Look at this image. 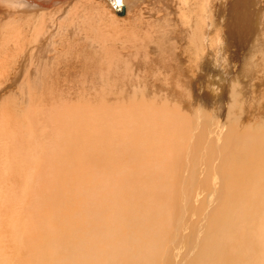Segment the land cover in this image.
Returning <instances> with one entry per match:
<instances>
[{
  "label": "bare ground",
  "instance_id": "obj_1",
  "mask_svg": "<svg viewBox=\"0 0 264 264\" xmlns=\"http://www.w3.org/2000/svg\"><path fill=\"white\" fill-rule=\"evenodd\" d=\"M70 1L0 0L1 86L5 84L2 82L3 79L9 81L13 78L11 75L12 73L18 74L20 71L21 73H27L24 71V67L27 63H30L31 65L29 66L33 67L31 73H27L30 77L33 75L36 81H44L45 77L46 80L51 82V85H59L61 80L56 79L57 72L61 68V58L65 56V47L68 48V46L62 44L64 43L65 36L72 31L71 26L73 27L74 23H78V21H80L85 15H88V17H91L92 14L101 15L99 17H94L99 20L98 27L100 28L95 31L101 34L104 28V21L101 23L100 17H103L102 15H105V13H113L115 3H125L127 11H130L131 13L132 10L138 7L144 0H85L80 6L76 7L77 14H68L66 9L62 10V13L60 12V14L55 12L56 15H53L52 13L50 16L51 12L50 14H48L49 12L47 13V10L53 6L52 4L56 5L55 2L67 3ZM172 1H174V4ZM263 2L264 0L169 1V5L172 6V11L170 12V8L168 11L167 8L166 13L170 12L171 14L173 11L176 15L179 13L177 21L181 24L182 30L185 34L189 33L195 38L196 45L191 44V47L189 48V52H192V54H186V57H184L185 54H182L181 57H177L180 58L179 61H181V66H179V69L181 70L180 73H187V70L190 71L188 69V62L195 64L196 70L200 69V72L196 71V74L198 76L197 80L203 89L199 90V92L195 91L198 94L200 93V96L198 95V97L196 93L195 95L198 99L195 102L193 99V107L195 110L193 117L189 118V114L186 116L179 111L172 112L168 108L170 113L165 114V117L161 121V125L159 124V121H157L158 119L149 123V119L146 115L150 113L148 112L150 107L147 108V106H140L138 103H133L134 97L146 92L143 85L132 88V95L131 93L127 95L126 93L128 90L123 86V88H121L116 85H108L109 92L105 93L106 100L115 101L116 97H118L117 99L120 100L121 104L117 106L111 104L108 105L104 109V116L102 120L100 119L101 121L99 120V117H93L92 115L90 124L93 133L96 135L97 131L99 129L101 130L99 131V136L96 138V141L91 135V157L94 158V150L98 149L103 150L106 154L105 149L111 142H114L109 148L111 152L112 149H117L118 151L121 150L120 152H123V148H125L124 145L126 146V144H128H125L123 140L130 138L134 147L140 146L143 150L146 148L143 153L144 160L149 158L148 160L150 161L160 155L162 156V159H160L161 162L159 164H155L154 162V164H151V162H149V165L148 162H145L148 170L147 178L144 177V171L138 169L139 173H137L138 175L140 174L141 177L140 182H137L139 185H134L129 179L127 180L129 175L127 176V171L123 168L117 167L118 169H121V171H116V173L119 172L122 174V177L118 178V180L122 179V181H116V175H111L107 179H103V175H101L100 185L97 186V176H94L93 184H95V186L91 188V197L93 201L92 211H106L104 201L107 197L112 201L113 206L117 203L118 209L113 210L116 215V220L114 221L116 223L113 225L110 221L109 224L107 222L103 226L102 224L104 221L102 222L101 217H99L98 220L92 219V226H94L92 236L88 234L86 237L76 236L77 233L75 227L78 226L77 222L72 224L68 221V218L73 216L75 212L70 214L63 211L65 215L64 218L62 211L35 210V215H33L31 219L28 217L29 211H27V217L23 225V232L18 237V233L14 231L15 239H19V242H24L23 245L19 246L21 247L22 254H24L26 264H139L141 261H145L147 264H154V255L159 252H164L163 257L165 254L169 253H172L177 257L182 255L184 257V260H180L182 264H187L189 258L199 259L198 264H264V206H262V203L264 202V134L258 136L249 134H245V136L243 134V137L239 135L240 128L237 130L234 127L236 124L232 126L231 124L228 125L225 123L223 120L227 117L224 112L226 113V107L228 106L224 105L225 102L209 103L210 101L208 102V98H206L208 94L204 91L208 87L207 85L210 83V79L212 78V81H214L213 79H215L216 73L213 71L214 73L211 74V69H209L208 74L210 77L208 79L201 77L205 70L203 65L210 61L208 57H212V59L213 57L215 58L210 61L211 63H215L216 60L217 63L225 65V62L228 61L227 56H230L233 58L232 63L235 62L234 66H236L237 69L243 68L244 70L247 67L248 59H253L251 56L254 55L255 57L256 52L258 53L259 51L264 50ZM92 11L95 12L92 13ZM44 14H48L49 17L46 18ZM174 14L172 13V16ZM124 23L126 25H132V22ZM223 23H225L224 30L221 29ZM86 25V28L88 27L87 33H90V30L97 27V24L95 25L93 22ZM135 27L138 28V26ZM137 31H139V28ZM129 38L130 31L127 33L126 40L128 41ZM110 43L115 45H120V43L124 44L119 38H113ZM241 47H244L241 53L237 52L238 48ZM27 50L31 51L29 56L27 55ZM68 50L69 49H67V52ZM57 52L58 56H56ZM69 53L72 55L73 52L70 51ZM52 54H55L56 59L51 60ZM183 59L186 60L182 61ZM249 71H253L252 68H250ZM246 72H248V70H245V73ZM168 73L169 72H166L165 74L163 73L164 75L160 76L165 83L168 81L166 78V74ZM183 73L180 74L181 77L186 75H183ZM204 75L206 76L207 74ZM173 80L174 79L170 77L169 81L173 83ZM184 80L181 78V82L178 84L182 86L181 84H183ZM255 81L258 82L257 80ZM247 83L249 84L250 82L248 81ZM25 84L26 83H23V85ZM232 84L233 83H231V85ZM23 91L20 90L17 93L18 96H25L26 92ZM230 91L231 94H238L239 92L235 85L232 89L230 88ZM185 104L183 105L186 107L185 110H187ZM210 111L214 113L211 114ZM65 113L66 114L60 113L53 118L54 138L53 150L50 157L45 158L46 151L44 150H37L33 156H30L28 152L25 153V155L21 154V158L24 157L25 163H27V160L30 167L28 172H26L28 173V180L30 182L31 180L32 182H42L47 179L46 181L49 185L47 184L48 187L44 186V189H46V193H48V191L50 192V196H56V191L60 188L61 191L59 190V193L65 192L70 188L69 186H64L63 188L60 186L62 182H66L67 185V180L72 181L71 176L75 168V164L73 163L75 157L71 155V152L75 148V140L73 139H76L78 136H74V121H76V114L74 115L73 111L69 109L65 110ZM186 113L187 112L185 111V114ZM124 114H127L134 119V125L131 126L148 127L151 132H146L144 129H141L140 133H137L136 128L127 125L126 116ZM150 115H154V117L156 116L154 113H151ZM238 115H242V113ZM111 117H114V120L110 123ZM0 123L1 125H4L6 121L4 122V119H2ZM22 123L24 125L23 133L17 132L18 136L21 137L27 135L30 137V131H32L30 127L32 123L30 120L28 122L22 121ZM240 124L241 123H239V125ZM160 126L161 130L158 131L160 129L158 127ZM245 132L247 131L245 130ZM109 135L119 139H113L110 142ZM141 135L144 136L143 139L139 138ZM16 138L18 137L15 136L14 139ZM8 140L5 139V141L9 142L10 140ZM75 142L77 143V140ZM11 143L12 142H10V144ZM20 143L23 144L24 148L27 146L28 142H26V136L25 139L23 137L20 138ZM22 144L18 145L22 146ZM41 144L39 145L40 147L46 145V143L43 146ZM83 144L84 142L82 145ZM37 145L38 144H36V147ZM238 145L243 146L241 154L236 152V147ZM7 147L8 146L5 148ZM143 150L141 149L142 152ZM1 151L2 149L0 148V154ZM83 151L85 150L83 149ZM128 153L129 152H127V155ZM105 154H103V156ZM120 154H117V157L118 155L119 158L122 157ZM99 155L101 154L99 153ZM124 156L125 155H123V157ZM133 156L134 158H137L135 154L131 157ZM0 158H2V160L4 159L3 157ZM127 160L131 161L129 158ZM133 161L131 162L132 164ZM154 161L156 162L157 160L154 159ZM4 162L5 161L3 160L2 165H4ZM94 163L98 165V162L94 161ZM239 163L242 166H240ZM122 165L120 163L117 164V162L114 164V166L119 167ZM0 168H2V166ZM111 168L113 170V167ZM94 173H96V170ZM31 174L33 176H31ZM180 174H182L183 187L181 188L179 196L175 197L177 195L176 177ZM106 176H108V174ZM225 177L244 180L248 183L246 184L248 188L254 182L257 183V185L253 184L255 188L251 187L250 189L244 185H240V187L238 186L239 189H237L234 188L235 186L229 187L227 184H222L226 180ZM213 180L222 185L212 186L211 184ZM202 183H206V186H196L201 185ZM131 187H134L136 190L131 192ZM103 191L106 194H100ZM228 191L233 192L232 196H229ZM249 191L253 192L250 193L249 197L236 194ZM38 192L39 190H37V193ZM227 195L229 196L228 201L225 202L224 199ZM160 196L162 198L159 199L158 197ZM175 198L178 200H175ZM233 199L238 201H233ZM242 199H247L249 201V207L247 209L237 207ZM38 200L39 198L35 201L36 205ZM222 200L224 203H221ZM85 206L87 207L88 205ZM118 211H122L121 214L118 213ZM132 211H153L152 213L154 214L158 211H162V213H158L156 218L152 215L147 217L149 228H151L152 231H154L155 228L157 233L159 231L168 230L170 225L174 227L171 231V237L169 236L170 239L168 240L169 243L166 248H162L164 245L163 242L158 243L156 238H151V233V235L147 237V240H149L146 244L143 243V245L142 242L144 241H139L137 242L138 247H136L135 251L132 253L129 251L130 253H127L122 259L118 258L120 255L118 253L122 248L126 246L127 249L130 250L128 247H131L125 240L126 236L130 233V231L127 233V229L135 232L141 223L140 221L135 220L136 217L132 215ZM112 215L113 214L110 216ZM170 215V219H165V217H169ZM248 215H254L257 219L248 220V222L241 226L242 229L238 230L236 222L239 219L243 220L248 218ZM127 216L130 217V219L125 221L124 219ZM52 217H54V220H52ZM140 220L145 221L146 217L141 216ZM117 222L121 225L117 226ZM84 225H86V223ZM111 225L113 227H111ZM80 226L82 227V225ZM118 230L122 231L120 232V237L114 239L116 241V246L109 245L106 237L108 234H113V232ZM147 230L148 227H146L144 231ZM115 235H117V232ZM75 236L77 238H75ZM63 237L70 238L69 245L61 242V238ZM165 238L168 237L166 236ZM75 239L82 244L79 245L80 243L78 244ZM254 246H256L258 253H262L261 260L258 262H254L253 260L248 261V256L255 250ZM65 248H67V250H65ZM3 251L4 250H2V254ZM74 253L80 254L81 260L80 257L75 256ZM159 255L160 254L157 256L159 257ZM75 258H78L80 261ZM158 264H161L160 260Z\"/></svg>",
  "mask_w": 264,
  "mask_h": 264
},
{
  "label": "rangeland",
  "instance_id": "obj_2",
  "mask_svg": "<svg viewBox=\"0 0 264 264\" xmlns=\"http://www.w3.org/2000/svg\"><path fill=\"white\" fill-rule=\"evenodd\" d=\"M67 1H70V0H67ZM84 1L85 0H73L67 3L55 2L56 5L52 4L53 6H51V8L47 10V13L49 12L48 14H50L51 12L50 16L52 15V13L53 15L54 14L56 15L55 12L60 14L62 10L66 9L68 14L74 15V14H77L76 7L80 6ZM169 1L170 0H144L143 2L139 4L138 7L133 9L131 13L130 11H127L125 3L123 2L122 3L119 2L120 4L115 3V9L113 10V13H109V14L105 13V15L104 14L102 15L103 17H100L101 23H103L104 21V23L106 24L105 25L103 23L104 28L101 34L95 31L96 29H100V28L98 27L99 20L94 17L101 16V15H93L92 13L95 11H92L91 17H88V15H85L84 17H82L80 21H78V23L77 22L74 23V26L73 27L71 26L72 31H70V33L67 36H65L64 43L62 44V45L68 46V48L65 47V50H66L65 56L61 58L62 66L60 65L61 68L57 72L58 78L56 77V79L61 80L59 85H51V82L49 80H46L45 77H44V81H36L33 75H31L30 77L29 74H27V73H31L33 69V67L29 66L31 65L30 63H27V65L24 67V71H26L27 73L25 72L21 73V71L18 74L12 73L11 74L13 76L12 79H10L9 81L3 79L2 82L5 83L3 86H1V83H0V95H1L0 96V119L1 120L4 119V122L6 121L4 125H1L0 123V140H1L0 148L2 149L0 157H3L4 158L3 160L5 161L4 165H2L3 160L2 158H0L2 160V162L0 160V164L2 166V168H0V264H26V261L24 259V254H22L21 247H20L21 245L24 244V242H21V241L19 242V239H15L14 231L18 233V237L23 232L24 230L23 225L27 217V211H29L28 217H30L31 219H32V216L35 215V210L36 211H62V215L64 218H65V215L63 211L65 213H70V214L75 212L73 216L68 218V221L72 224L77 222L79 227L78 226L75 227V230L77 233L76 236L86 237L87 234L92 236L93 234L92 231L94 227L92 226L93 225L92 219L98 220L99 217H101L102 222L104 221L102 224L103 226L107 222L109 224L110 221L113 225L116 223L114 222L116 220V215L114 214L113 210L118 209L117 203L113 206L112 201L109 200V198L107 197L104 201L106 211H92L93 201L91 197L92 195L91 188L95 186V184H93L94 176L95 175L97 176L96 177L97 186H99L101 182V179H100L101 175H103V179H107L111 175H114V176L116 175L115 180L117 181L119 177H122V174L119 173L121 169H118V168H123L125 171H127L126 172L127 176L129 175L127 177V180L129 179V181L133 182L134 185L135 184L137 185L138 184L137 182H140V178H141L140 174L138 175L139 173L138 169H142L144 171L143 173L145 175L144 176L145 178H147L148 176L147 164L145 162H148V165L150 164L149 162H151V164H154V163L159 164L161 162L160 159H162V156L160 155H158L157 158H154L158 162L157 161L155 162L154 159L149 161L148 160L149 158L144 160L143 153L145 152L146 148H144L143 150V148H141L140 146H137L138 148L134 147V145H132V141L130 138L123 140L125 144L126 143L129 144V145L126 144L127 147L124 145L125 148H123V152H120L121 150L118 151L117 149H112V152H111L109 148L111 147V144L114 143L111 141L113 139L117 140L119 138L111 137L110 135H109V138H110L111 143L110 145H107L108 147L106 146L108 148V152H107V148L105 149L106 154L101 149L94 150L95 152L94 158L91 157V152H92L91 151V135L96 141L97 140L96 138H98L99 136V131L101 130L99 129L96 135L93 133V130L90 124L91 122L90 119L92 118V115L93 117L96 116V117H99V120L100 119L102 120L104 116V109L108 105L111 104V105L117 106L121 104L120 100L117 99L118 97H116L115 101L106 100L107 98H106L105 93L109 92V88L107 87L108 85H116L121 88L125 87L126 90H128L126 93L127 95L130 93L131 95L133 94L132 88L143 85V88L145 87L144 89L146 92L137 97H134L133 103H138L140 104V106H147V108L150 107V109L148 110V112H150L148 113L149 116L146 115L149 119V123L154 122L158 119L157 121H159V124L161 125V121L165 117V114L170 113L168 111V108L172 112L179 111L182 114L184 113V115L186 116H188L189 114V118L193 117L195 113V110L193 107V99L195 102L200 96V93L198 94L197 92L203 89L197 80L198 76L196 74V71L200 72V69L196 70L195 64H191L190 62H188V69L190 71L187 70V73L182 72L183 75L185 74L186 75L184 77H181L180 74L182 73H180L181 70L179 69V66H181V61H179L180 58H177V57H181L182 54H185L184 57L192 54V52H189V48L191 47V44L196 45L195 38L191 36L189 33L185 34V32L182 30L181 24L177 21L179 13H177L176 15V13L173 11L172 13L173 14L175 13V14L173 16H172V13L170 14V12L172 11L171 10L172 6L169 5ZM172 3L174 4V1H172ZM263 5H264V2H263ZM167 8H168V11L170 8V12L166 13ZM46 15L44 14L46 18L49 17V15L48 16ZM175 20H176V23H175ZM90 22L91 23L93 22V24L95 25L97 24L96 25L97 27L93 29L91 28L92 30H90V33H87L88 27L86 28L87 26L86 24ZM124 22H132V25H126ZM135 26H138L139 31H137L138 28H136ZM221 29L222 30L225 29V23H223V27L221 26ZM128 31H130V38L127 41L126 38H127ZM113 38H119L124 44L120 43V45H115V44L110 43ZM234 48H237V47H234ZM243 48L244 47L238 48L237 52L241 53ZM67 49L73 52L72 55L71 53H69L70 52L69 50L67 52ZM30 53L31 51L27 50L28 56L30 55ZM56 56H58V52L56 53ZM227 57H228V61L225 62V65L221 63H217L216 60H215V63H211L210 61L214 60L215 59L214 57L213 59L212 57H208L210 61H208L207 64L203 65L205 70L203 72V75L201 76L202 78L205 77L208 79L210 77V75L208 74L209 69H211L210 70L211 74H213L214 72L216 73L215 79H213L214 81H212V78H211L210 83L207 85L208 87L206 88V90H204L205 93L208 94L206 98H208L207 99L208 102L210 101L209 103H213V102L214 103H219V102L224 103L225 102L224 105L228 106L226 107V113L224 112L227 118L223 121L227 123L228 125L231 124L232 126L236 124V126L234 127L237 130H239L240 128V131H239L240 136H243V134L244 135L249 134V135H254V136L263 135L264 134V114H263L264 113V71H263L264 70V50L259 51L258 53L256 52L255 57L254 55L251 56V58H253L254 60L248 59L247 65H246L247 67L244 70L243 68H240L241 70L237 69L236 66H234L235 62L232 63L233 58H231L230 56H227ZM54 59H56L55 54H52L51 60H54ZM234 59H235V56H234ZM185 60L186 59H183L182 61H185ZM210 63H211V66H210ZM250 68H252L253 71L250 72L249 71ZM245 70H248V72L245 73ZM166 72H169L168 74H166V78L168 79L167 83H165L160 78V76L164 75ZM204 74H207L209 76L207 75L205 76ZM258 74L260 75V77ZM170 77L174 79L173 83L169 81ZM181 78L183 80L185 79L183 84H181L182 86L178 84L181 82ZM255 80H257L258 82H256ZM139 81H142V82H139ZM248 81L250 82L249 84L247 83ZM23 83H26V84L23 85ZM231 83L233 84L231 85ZM234 85L239 90L238 94L236 93L231 94L230 88L232 89ZM247 85L250 87H248ZM19 89L21 91L24 90L23 92H26V95L18 96L17 93L20 91ZM195 94L199 96L197 97ZM183 101H186V102H183ZM183 104L187 106V110H185L186 107ZM67 109L73 111L74 115L76 114L75 116L76 121H74V133H75L74 136L75 137L76 135L78 136L76 137V139H73L75 141L77 140V143L74 141L76 149L74 148V150L71 152V155L75 157V160H73V163L75 164V168L71 176L72 181L67 180V183H68L67 185H66V182H62L60 186L62 188L64 186L65 187L69 186L70 188L65 192L59 193V190L61 191V188H60L59 190L56 191V196H50L49 194L50 192L48 191V193H46L45 192L46 189H44V186L48 187L49 185L48 182L46 181L47 179H45V181H42V182H36V181L32 182V180L30 182L28 180L27 178L28 173L26 172H28V169L30 167L28 165V161L26 160L27 163H25V158L24 157L21 158V154L25 155V153L28 152L30 156H33L37 150H44L47 152V153L45 152V158L50 157L52 150H53V138H54L53 118H55L60 113L66 114L65 110ZM188 109H191L192 111ZM184 110L187 112L186 114ZM229 112L230 113L232 112V113L230 114ZM151 113H154L156 116L154 117V115H150ZM210 113L213 114L214 112L210 111ZM241 113L242 115H238ZM124 115L126 116L127 125L130 127L136 128L137 133H140L141 129H144L146 132H151L148 127L131 126V125H134V119L127 114H124ZM29 120L32 123L30 127L32 130L30 131L31 135L30 137L27 135L21 136L24 139L26 136V142L29 143V144L27 143V146H25L24 148L23 144L20 143L21 137L18 136V133H23L24 125L22 121L28 122ZM113 120H114V117H111L110 123ZM239 123L241 124L239 125ZM158 128H160L158 130L160 131L161 126ZM245 130L247 132H245ZM15 136L18 138L14 139ZM139 138L143 139L144 136L141 135ZM5 139L6 140L9 139L10 141L8 140L9 142H7L5 141ZM10 142L12 143L10 144ZM83 142L84 144L82 145ZM18 144L20 145L22 144V146H19ZM36 144H38L37 147H36ZM40 144L42 146L43 145L45 146L40 147L39 146ZM5 145L8 146L9 148L8 147L5 148L6 147ZM83 146L86 147L87 149L84 148ZM82 148L85 151H83ZM236 148H237L236 152H238V154H241L243 146L238 145ZM141 149L143 150V152L141 151ZM126 150L127 152H129L128 155H127ZM99 153L101 155H99ZM102 153L105 155L103 156ZM117 154H120V156L122 157L119 158V155L117 157ZM131 154L132 155L135 154V156L139 159L134 158V156L131 157L132 156ZM136 154H138L139 156ZM123 155H125L124 156L125 158L123 157ZM128 158L131 161H128L127 160ZM94 161L98 162V165H96ZM132 161H133V164L131 163ZM116 162L117 164L120 163L121 165L122 164L123 165L121 167L114 166ZM125 162H126V165H125ZM93 163L96 166H94ZM141 163L144 168L146 167L145 170L142 167ZM239 165L242 166L240 163ZM111 167H113V170ZM95 170H96V173H94ZM112 171H115V172H112ZM116 171H119V172L116 173ZM107 174L108 176H106ZM181 175L182 174L176 177L177 195L175 197L179 196L181 188L183 187ZM31 176L33 175L31 174ZM229 178L225 177L226 180L222 184H227L229 187L235 186L234 188H237V189H239L240 185L241 186L244 185L245 187H247L246 184L248 183H246V181L241 180V179H236V178H230L231 179L230 180ZM232 180L234 181L237 180L235 182L236 185L235 183H233L234 181ZM118 181H122V179H119ZM230 181L232 182V184ZM222 184L213 180L211 185L219 186ZM253 184L257 185V183L255 182ZM253 184H251L250 187L249 188L247 187V188L248 189H250L251 187L255 188ZM196 186H206V183H202L201 185H196ZM37 190H39L40 193L39 192L37 193ZM134 190H136L134 189V187L130 188L131 192H133ZM230 192L231 191H228V194L229 196H232L233 192L231 193ZM250 193H253V192H250V191L246 193L240 192L236 194L249 197ZM100 194H106V193L103 191ZM229 196L227 195L225 197L224 199L225 202L228 201ZM38 198L39 200L36 202L37 203L36 205L35 201ZM158 198L160 199L162 197L160 196ZM175 200H178V199L175 198ZM234 200L235 199H233V201ZM224 201L222 200L221 203L222 202L224 203ZM235 201H238V200H235ZM85 205H88V206L86 207ZM142 205H143V202H142ZM262 206H264V202L262 203ZM237 207L241 209H247L249 207V201L247 199H242L241 203ZM121 212L122 211H118V213L120 214ZM152 212L151 211H141V212L132 211V215L136 217L135 220L140 221L141 223L139 224V228L136 229L135 232H132L131 230L127 229V233H129V231L130 233L126 236L125 240L127 241V244L128 243L130 244L131 247H128L130 250H128L126 246L122 248L120 252L118 253L120 254L118 256L119 259L124 258L127 255V253H130V252L132 253L133 251H135L136 247H138L137 242L144 241L142 242V244L143 243L146 244L149 240V239L147 240V237L151 235V233H152L151 238H156L158 243L163 242L164 245L162 248H166V246H168V243H169L168 240L170 239L169 236L171 237V231L174 229V227L170 225L168 230L159 231L158 233L155 230V228H154L155 232L152 231L151 228H149V221H148L147 216L152 215L153 217L156 218L158 213L159 212L162 213V211H158L155 214ZM111 214H113L112 215L113 217L110 216ZM107 216L109 217V219ZM141 216L146 217V220L145 221L140 220ZM170 217L171 215L169 217H165V219L166 218L170 219ZM129 219L130 217L127 216L124 220L126 221ZM255 219H257L256 216L248 215V218H245L243 220L239 219L236 222V227L238 230H241L242 229L241 226L245 224L246 222H248V220H255ZM52 220H54V217H52ZM143 222L144 223L146 222V223L144 224ZM85 223L86 225H84ZM80 225H82V227ZM112 225L111 227H113ZM116 225L120 226L121 224L117 222ZM143 226L145 228L148 227V230L144 231L145 228ZM164 228H167V227H164ZM121 231L122 230H118V231L113 232V234L112 233H110V235L108 234V236L106 237L107 243L115 247L116 241L114 239L120 237ZM116 232H117V235H115ZM76 236L75 238H77ZM166 236L168 238H165ZM69 240L70 238L69 239L66 237L61 238V242L66 243L68 245H69ZM75 241L77 242L76 239ZM77 243L78 244L80 243L79 245L82 244L80 241H78ZM254 247H255V250L252 252L251 255L248 256V261L253 260L254 262H258L259 260H261L262 253H258L256 246ZM2 250H4L3 254H2ZM65 250H67V248H65ZM78 253H79V250H78ZM78 253H74V254L75 256L80 257V254ZM158 254H160L159 257L157 256ZM158 254L154 255V264H158L159 260L161 264H164V263L182 264L181 261L184 260V257L182 255H179L177 257L173 255L172 253H169V254H165V256L163 257L164 252L163 253L159 252ZM165 258L166 260L169 258L167 260L168 262L165 260ZM6 259L8 262L6 261ZM75 259L80 261L81 257H80V260L78 258H75ZM198 262H199V259L197 258H189V260L187 261V264H198ZM139 264H147V263L145 261L144 262L141 261Z\"/></svg>",
  "mask_w": 264,
  "mask_h": 264
}]
</instances>
